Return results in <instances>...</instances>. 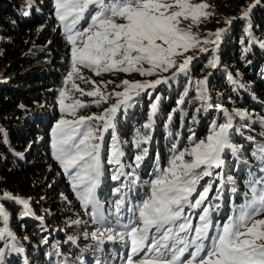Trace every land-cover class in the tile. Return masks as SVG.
I'll return each instance as SVG.
<instances>
[{"label":"snow or ice","instance_id":"1","mask_svg":"<svg viewBox=\"0 0 264 264\" xmlns=\"http://www.w3.org/2000/svg\"><path fill=\"white\" fill-rule=\"evenodd\" d=\"M258 3L260 0H253L242 10L240 18L249 17L252 8ZM208 7L204 2L197 4L191 0H55V15L71 45V66L65 79L66 84L71 82V90L60 91L59 110L62 114H71L76 118L69 120L62 117L56 123L52 129L51 147L54 158L68 175L82 208L94 223L101 226L111 224L97 197L103 175L101 150L105 134L110 135L111 140L108 163L117 166L111 179L131 177L128 184L124 185L131 192L136 183L135 173L134 170L125 172L121 162L124 152L117 135L118 113L130 108L141 92L155 89L179 73H185L195 58L189 55L178 62L177 56L189 49L198 48L201 53L209 51L206 47H199L201 41L191 31V25L181 26L183 20L190 19L192 24H198L201 16L209 17L211 13L205 11ZM233 19L226 20V23L230 25ZM82 22L86 26L81 27ZM224 31L223 28L218 29L211 34L213 40H204L203 43L216 45L212 49L216 51ZM260 46L264 48V43ZM216 64L217 58L209 61L210 67ZM82 69L96 76L136 72L140 76L157 78L152 81L125 79L116 86L122 87L121 91L107 92V86L114 81L97 84L95 80L85 77ZM170 69H175L171 77L159 75ZM77 80L91 84L92 89L86 91ZM196 84L199 91L197 98L207 111L213 107L206 95L207 77ZM70 92L95 98L92 103L96 106L107 103L112 97H115V102L99 116H76L78 109L88 105L79 98L66 103ZM187 96L188 91L185 90L177 100V107L168 113L165 126L172 123L177 112L187 116V112L179 107L185 104ZM159 100L157 96L156 102L151 104L147 122L142 125L145 131L137 129L132 141L140 150L134 156L135 167H139L148 156V147L142 145L149 144L152 139L149 133L156 123ZM216 107L223 112L225 122H213L209 134L203 139L197 138L195 132L189 129L186 145L180 144L177 134L169 148L166 166L157 165L153 178L146 182L145 195L137 203H132L128 193L121 195L114 202V212L109 210L108 213L114 217L115 224L104 227L103 231L98 228L91 233L93 238L99 239L106 233L108 240L119 238L124 242L129 248L125 264H264V145H259L252 153L261 164V174L257 176L254 172L249 173L244 203L235 206L230 197L232 215L223 222L213 221V214L218 213L222 206L219 201L224 199L226 184L233 185L231 193L237 192L232 177L227 180L224 178V155L226 150H230L231 155L236 157L241 151L231 142L232 132L240 131L233 128V117L244 119L247 116L245 112L233 110L229 113L220 105ZM192 119L195 121V117ZM168 135L172 136V133ZM201 181L205 182L201 184ZM214 184L215 194L210 198ZM116 191L120 193L121 188ZM3 198L17 200L24 205L25 214H30L27 200L13 197L8 192L3 193ZM0 219L5 224L0 227V240L9 238L12 242L6 247L11 251L23 252V248L15 245V237L7 228V214L3 205H0ZM73 223L79 224L81 221ZM4 256L5 251L0 248V264H3Z\"/></svg>","mask_w":264,"mask_h":264},{"label":"trees","instance_id":"2","mask_svg":"<svg viewBox=\"0 0 264 264\" xmlns=\"http://www.w3.org/2000/svg\"><path fill=\"white\" fill-rule=\"evenodd\" d=\"M212 1L215 9L237 16L222 34L218 50L211 53L208 58L221 59L219 66L215 67L214 74L208 80V86L215 92L213 104L223 103L232 112L233 110L247 112L252 114L251 118L253 117L243 122L236 116L240 131L236 132L235 135L239 139L235 138L233 144L240 147L241 151L238 155L243 156L244 159L238 174H234L232 170L227 172L225 177V180L228 177H232L233 180L236 178L234 181L237 192L233 194L229 191L230 195L226 199L227 207L231 211L233 205L229 202L230 197L235 206L244 203V193L248 191L246 182L249 173L254 172L257 176L261 174L259 172L261 164L252 153L259 145H264V123H262L264 121V48L260 46L264 43V0H260V3L252 8L247 18H240L242 13L240 9L245 6L246 0ZM33 47L49 51L54 58L47 68L26 74L25 68L35 65V58L28 60L21 56ZM69 53L68 41L55 15L53 0H45V2L0 0V55L11 62L4 77L2 76L6 81L0 82V203L7 214V226L15 237V245L23 248L28 264H90L91 259H87L77 250L70 238L79 235L84 243L88 242L95 247L99 244L91 235L98 227L90 215L86 212L81 213L83 208L71 187L70 179L66 178L53 156L49 136L51 115L45 112V102L40 96L43 94V97L54 99L63 90L65 74L70 67ZM206 62L208 63L207 58L203 65L194 64V75L207 72ZM188 73L191 74L190 71ZM187 80L185 78L181 84L182 93L188 91V97L182 107L186 112L192 97L199 95L197 88L193 89L194 92H190L191 88ZM29 86H38L35 88L36 96L28 92ZM171 97H174V94ZM140 103L141 100H136L133 105ZM137 107H130L125 112V120L133 123L132 127H136L133 133L124 134L130 142L129 158H126L129 171H132L130 166L135 165L134 156L140 151L132 141L137 129L147 122L144 120L140 123L142 118L136 116ZM146 107L148 109L145 105L143 110H146ZM167 109L165 99L159 100V115ZM167 115L164 114L161 119L166 120ZM211 119L213 122L222 123L224 114L217 113L215 118ZM178 120L179 117L174 115L173 126ZM140 130L145 131L143 128ZM166 137L168 135H161L158 138L159 144L154 146L155 149L157 147L159 154V165L165 160L164 150L168 144ZM48 165L53 168L57 178L54 183L51 179L46 184L44 180L49 178V172L46 170ZM107 167L110 170L105 178H102V182L108 189L112 188L113 192L108 191L105 195L101 193L104 212L114 208V202L126 189L125 184L120 185L121 179H111L117 166L107 163ZM152 177L151 175L150 178ZM135 179L140 182L138 189L141 191L134 195L133 203H137L144 196L142 192H146V182L149 181L141 172ZM229 186L231 188L233 185L228 183L227 190ZM117 188H121L123 192L119 196H117ZM42 191L47 192L50 198H55V205L50 206L55 215L49 214V205L46 200L40 198L45 197ZM4 192L13 193L14 197L37 198L41 203L33 202L34 211L38 217L45 218L49 223V232L41 234L37 228H33L30 221L23 218L24 206L17 200L3 198ZM76 220H82V223H73ZM4 226L3 219H0V227ZM97 235L99 236V233ZM8 243L11 242L7 238L5 241H0V248L5 251L3 264H23L22 254L11 251L6 247Z\"/></svg>","mask_w":264,"mask_h":264},{"label":"rangeland","instance_id":"3","mask_svg":"<svg viewBox=\"0 0 264 264\" xmlns=\"http://www.w3.org/2000/svg\"><path fill=\"white\" fill-rule=\"evenodd\" d=\"M40 2H45V0H40ZM54 4H55V0H53ZM192 3H201L204 2L207 5H209V7L207 9H205V11H208L211 13V15L209 17H203L201 16L200 21L198 24H192V21L189 20H183L182 21V25L183 27H188L189 25H191V31L193 33H195L201 43L199 44V47H206L209 49V51L207 52H199L198 48L196 49H189L186 53H184L181 56H177L176 59L178 62H182V60L184 59L185 56H193L195 57L189 67L188 70L185 73H179L174 79H169L168 83H164V84H160L158 85L155 89H147L144 92H141V94L135 98L136 100H141L140 105H133L132 104V108H135V106H138L137 109L135 110L136 112V116L139 118H142L140 120V123H143L144 120H147V114L150 111L151 105L153 102L155 101V98L157 96L160 97V100H164L165 99V103L167 105V111L166 112H161L159 115V111L156 117V123L152 129V131H150V135L152 137L151 141L149 142V144L146 145V147H148V150L152 148L150 151H148V156L144 159V161L141 162L139 167H135V165H131V169L132 171L134 170L135 173V178L137 175H139V172L143 173V176L145 177V179H152L150 178V176L155 173L156 167L159 164L158 161V157L159 154L157 153V147L156 149L154 148V146H157L159 144L158 138L161 137V135L163 136L164 134L168 135L169 132L172 133V136L166 137V142L167 147L164 150L165 151V160L162 164V166H166L167 164V159L170 155L169 153V148L171 146V143L174 142L176 140L177 134H179V140H180V144L181 145H186L188 143L187 137L190 135L189 129H191L192 131L195 132L196 137L199 139H203L205 138L209 132L210 129L212 127L213 121H212V117L215 118V115L217 113L221 112L220 109H218L216 107V105L213 104V100H214V95L215 92L214 90L210 89V87L208 86V80L209 78L214 74V69L215 67L219 66L220 63V58H217V64L215 67H210L209 66V57L210 54L213 53L214 51H212L213 48H216V45L211 44V43H203L204 40H213L214 37L211 35L212 33L216 32L218 29H227L231 26V24L237 19V16L233 15L232 13L230 14H226V11H221V10H217L214 7V2L212 0H191ZM253 3V0H246L245 6H243L240 11L242 12L243 9H246L248 7L249 4ZM257 5V4H256ZM240 13V12H239ZM241 17V16H240ZM231 18H235L233 19V22L229 25L226 23V20L231 19ZM59 25L61 27V30L63 31V33L66 35L63 26L60 24ZM86 26V24H84L82 22L81 27ZM221 41V39H220ZM69 45V59H70V66H71V45L68 43ZM221 45V42H219V46ZM218 46V48H219ZM218 48L216 49V51L218 50ZM21 58L24 59H28V60H32L33 58H35V65L29 66L27 68H25L24 73L26 74H30L32 72H39L40 69L42 68H47L52 60H53V55L42 48H30L29 50L25 51ZM207 58L208 63L206 62V66H207V72L200 74V75H194V71H193V66L196 63L197 65H203L205 62V59ZM11 65V62L7 59H5V57L3 55H0V82H5L6 80L3 78L5 73L7 72L9 66ZM145 67H148L147 65H145ZM70 71V67L68 68L67 72ZM175 71V69H170L168 72H161L159 75L161 77H171L172 73ZM188 71H190L191 74L188 73ZM82 73L85 77L91 78L92 80H95L97 82V84H100L101 81H114L113 84H109L107 86V92H112L113 90L115 91H121L122 87H116L117 85H120L121 82L125 79L129 80V81H152L155 80L157 78V76H140L138 73L133 72L130 74H125L122 72H115V73H105L102 74L101 76H96L93 72L87 70V69H82ZM66 74H65V79H66ZM3 76V77H2ZM205 77H207V91H206V95L210 98L209 99V103L212 104L213 107L207 109V111L204 110L203 107V102L201 100H199L196 97H192V99L190 100L191 103H189L190 106L189 108L187 107V116H184L182 114V112H177L175 115H177L179 117L178 122L175 124V126H173V123L168 124L167 126H165L167 124L166 120H162L161 118L163 117L164 114H168L171 109L176 108L177 107V100L183 96V93L181 91V84L183 83V80L185 78H187V82L191 88L190 92H194L193 89L198 90V85L196 84L197 81L204 79ZM79 86L83 89L87 90H91L92 89V85L91 84H85L83 82H81L80 80L76 81ZM190 82V83H189ZM36 87H32L29 86L28 92H30L32 95L34 94V96L37 95V92H35V88ZM68 89L71 90V82L69 83H65L64 80V87L63 90ZM102 90L103 87H102ZM196 92V91H195ZM60 93V92H59ZM59 93L57 95V97H55L54 99L48 98V97H43V94H40V96H42V99L45 102V112H48L51 116H50V130H49V136L51 138V144H52V129L55 127L56 123L63 117L65 119H75L76 117L71 115V114H62L59 110V104H58V99H59ZM199 93V91H198ZM30 94V95H31ZM172 94H174V97H171ZM188 97V96H187ZM185 97V99L187 98ZM41 98V97H40ZM79 98L81 99L85 104H87L88 106L82 109H78L76 116H90V115H97L99 116L102 111L109 107L111 105V103L115 102V97H112L108 100L107 103H102L100 106H96L95 104L92 103V100L95 98L92 97H86V96H81L79 93H75V92H70V98L66 99V103H72L74 99ZM135 101L133 103H135ZM137 104V103H136ZM146 106H148V109L146 107V110H143V108ZM220 105L222 108L227 109L229 113H232V110H230L228 108L227 105L220 103L218 104ZM181 109L182 107H184V105H180L179 106ZM199 108L200 111L197 112L196 109ZM128 110V109H127ZM126 110V111H127ZM133 110V109H132ZM126 111H122L120 113H118L117 116V135L119 136V139L121 141V149L124 152L123 157L121 158V162L124 165V161H126V158H129V150L130 149V142L129 139L126 138L124 136V134L126 133H133L134 132V128L136 127H132L131 125H133V123H131L130 121L128 122L127 120H125V112ZM139 112V113H138ZM186 112V111H183ZM247 113V112H245ZM197 114V116H196ZM195 115V116H194ZM252 114L247 113L246 118L241 119L243 122H246L247 120H249V117ZM193 117H195V121H193ZM251 118V117H250ZM253 119V117L251 118ZM201 121V122H200ZM236 116L233 117V128L234 129H239L237 126V122H236ZM215 122V121H214ZM225 122V116H224V121ZM222 122V123H223ZM217 123V122H216ZM200 124V126H199ZM219 124V122L217 123ZM140 129H142V124L140 126ZM236 132L233 131L232 132V136H231V142L233 143V140L239 139V137H237ZM110 135L105 134V142H104V147L101 150V162H102V168H103V175L101 177L105 178V176L107 175V173L109 172L110 168L107 167V163H108V157L110 154ZM29 147V146H28ZM53 151V150H52ZM230 150H226L225 151V166L223 168V175L224 178L226 177L227 172L232 171L234 172V174H238V170H240V168H242L243 166V156H239L237 154L236 157L231 156L230 157ZM59 163V162H58ZM60 165V164H59ZM231 167V168H230ZM62 168V167H61ZM46 170L49 172V178H45L44 183H49L52 179V183H54L55 179L57 178L56 173L54 172L53 168L46 166ZM63 171V169H62ZM124 171L128 172L129 171V167L128 169H126V167L124 166ZM216 171H220V170H216ZM64 172V171H63ZM66 178L69 179L68 175L65 174ZM235 178V177H234ZM132 179L131 177L129 178H125V177H121L120 180V185L122 184H128L129 180ZM209 178H205V180H207ZM236 179V178H235ZM234 179V180H235ZM136 180V179H135ZM205 181H201V184H203ZM140 182L136 180L135 185L132 187L131 192L128 191V188L126 187V189L124 190V193H128L129 198H131L132 203H133V198L134 195L139 194L140 193V189H138V184ZM218 183V181H217ZM216 187V185H215ZM226 188V193L224 194V199L222 201H219V203H221V208L219 210L218 213H214L213 214V221L214 223L217 221L223 222L229 215H231V211H229V207H227L228 203L226 201V199L228 198V196L230 195L228 192L230 191V186L229 189L227 190V184L225 186ZM102 191V192H101ZM109 191V193L113 192L112 188H107V186L101 181L100 186L97 189V197H99V201L102 204L101 201V193L102 195L105 193H107ZM215 192V189H214ZM213 192V194H215ZM120 192L118 193L117 196H119V194L121 195ZM123 193V194H124ZM145 192H142V194ZM12 196L14 197V194L11 193ZM42 194L45 195V197H40L42 200H46L48 206V212L49 214H53L55 215V212H53L52 208H50V206L55 205L56 201L55 198H50L49 195L47 194V192L42 191ZM117 194V193H115ZM116 196V197H117ZM25 198V197H19L21 200H27L29 202V209H30V214H25L23 216L24 219H28L30 221V224L32 226H34L33 228H37V230L40 233H45L47 234L49 232V223L46 221L45 218L42 217H38L34 211V201L38 202L39 200L37 198H35L34 196ZM106 199H108V197H105ZM120 198V197H119ZM211 198V197H210ZM40 202V201H39ZM223 202V204H222ZM41 203V202H40ZM1 205V203H0ZM103 205V204H102ZM24 206V205H23ZM81 206V204H80ZM25 210V208H24ZM111 211L114 212V208L110 209ZM26 211V210H25ZM90 211V209H89ZM105 211V208H104ZM84 212H86V210L83 208V210L81 211L82 214H84ZM87 213V212H86ZM109 210H106L105 215L108 217V220L111 222V224H105L104 226H101L100 224L94 223L96 224V226L103 231L104 227H109L111 225L115 224V219L112 215H109ZM88 214V213H87ZM89 215V214H88ZM126 208H125V221L126 222ZM93 220V219H92ZM40 221H45L43 223H41ZM82 221V220H81ZM82 223V222H81ZM79 223V224H81ZM195 223V220H194ZM8 230L10 231L9 227L7 226ZM118 231L120 229H117ZM63 233V232H60ZM107 234L105 233V235L103 237H100L99 239H95L96 241L99 242V244H97V247L91 245L88 242H82V239L79 238V235L70 238L71 242L76 243V246L74 245V247L79 250L81 253H83L85 255V257L88 259H91L90 264H125L126 261V257L127 254L129 252V248L125 245L124 242H122L121 240H119V238H115L113 240H108L106 238ZM7 237H5L6 239ZM4 240H0V241H5ZM9 240V238H7ZM94 239V238H93ZM10 241V240H9ZM12 242V241H10ZM15 243V241H14ZM86 245L85 247L83 246ZM141 255H143V253H141ZM187 256V254H186ZM186 258V257H185ZM136 259H139V257H136ZM24 264V263H23Z\"/></svg>","mask_w":264,"mask_h":264}]
</instances>
